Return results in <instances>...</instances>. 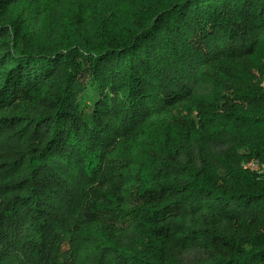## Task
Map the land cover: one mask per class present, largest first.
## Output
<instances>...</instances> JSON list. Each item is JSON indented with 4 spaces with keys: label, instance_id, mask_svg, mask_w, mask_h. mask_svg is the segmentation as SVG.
<instances>
[{
    "label": "trees",
    "instance_id": "16d2710c",
    "mask_svg": "<svg viewBox=\"0 0 264 264\" xmlns=\"http://www.w3.org/2000/svg\"><path fill=\"white\" fill-rule=\"evenodd\" d=\"M1 32L0 264H264V0H0Z\"/></svg>",
    "mask_w": 264,
    "mask_h": 264
},
{
    "label": "rangeland",
    "instance_id": "374dc122",
    "mask_svg": "<svg viewBox=\"0 0 264 264\" xmlns=\"http://www.w3.org/2000/svg\"><path fill=\"white\" fill-rule=\"evenodd\" d=\"M8 39H7V37L5 36V35H3L2 34V32H1V34H0V49H2L3 47L1 46L4 42H6ZM9 72V67L7 66V64H5V61H0V92H1V86H2V84H3V79H4V76H6V74ZM42 101H41V99L40 98H38V97H34V98H31V99H29V100H26V101H24V102H20L18 105H23L25 108H27L29 111L27 112L29 115H34V113H36L35 111L37 110L38 112H39V110H41V108H42ZM84 112L85 113H90V110L89 109H86V110H84ZM7 114H11V115H13V112H9V111H7V112H5V113H3L2 115L0 114V119H2V118H4V117H6V116H8ZM17 128H20V127H17ZM17 128H14L13 130L15 131V130H17ZM13 144H14V142H12V141H7V142H5L4 140L3 141H1L0 142V154H1V152L4 150V148H5V146H6V148H8V147H13ZM4 153H6V154H8V156L7 157H5V159H7V158H13L14 156H11V152H4ZM0 158H2V156L0 155ZM6 162V161H5ZM7 165L8 164H4V161L2 160V159H0V173L1 172H4L5 170H8V173L6 172V173H4V174H6V176L7 177H5V178H2L1 176H0V186H4V180L6 179V178H9V177H11L12 176V178L10 179V182H15L16 180H17V176H14V174L13 175H11L12 173H10L9 171H10V169H8V167H7ZM9 182V181H8ZM1 198H2V195L0 196Z\"/></svg>",
    "mask_w": 264,
    "mask_h": 264
},
{
    "label": "built area",
    "instance_id": "2783aa9c",
    "mask_svg": "<svg viewBox=\"0 0 264 264\" xmlns=\"http://www.w3.org/2000/svg\"><path fill=\"white\" fill-rule=\"evenodd\" d=\"M255 167H263V166H259L258 163L254 161L244 164V169H247V170L253 169Z\"/></svg>",
    "mask_w": 264,
    "mask_h": 264
},
{
    "label": "bare ground",
    "instance_id": "6f19581e",
    "mask_svg": "<svg viewBox=\"0 0 264 264\" xmlns=\"http://www.w3.org/2000/svg\"><path fill=\"white\" fill-rule=\"evenodd\" d=\"M258 165H259V164H258ZM259 166H261V165H259ZM250 171H252V172H254V173H256V174H260L261 172L264 171V166H263V167H255V168H253V169H250Z\"/></svg>",
    "mask_w": 264,
    "mask_h": 264
}]
</instances>
